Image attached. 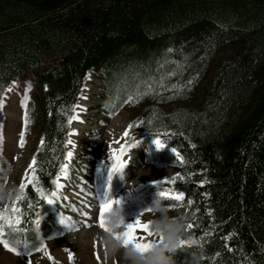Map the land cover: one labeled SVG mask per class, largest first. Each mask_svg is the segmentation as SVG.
Here are the masks:
<instances>
[{
	"label": "trees",
	"instance_id": "16d2710c",
	"mask_svg": "<svg viewBox=\"0 0 264 264\" xmlns=\"http://www.w3.org/2000/svg\"><path fill=\"white\" fill-rule=\"evenodd\" d=\"M47 55L56 59L36 77L42 142L2 216L5 242L31 252L41 243L42 214L55 215L60 225L52 228L66 223L55 177L91 72L101 79L103 115L130 108L128 139L164 137L166 149L149 146L152 159L180 168L163 184L181 200L146 186L118 201L129 215L183 210L179 241L144 250V258L264 264V0H0V85ZM125 171L119 160L99 165L96 183L108 198Z\"/></svg>",
	"mask_w": 264,
	"mask_h": 264
},
{
	"label": "rangeland",
	"instance_id": "374dc122",
	"mask_svg": "<svg viewBox=\"0 0 264 264\" xmlns=\"http://www.w3.org/2000/svg\"><path fill=\"white\" fill-rule=\"evenodd\" d=\"M55 59L56 55H47L37 66L0 85V264H154L142 251L168 241L177 243L183 210L169 206L129 215L120 212L118 201L146 186H153L162 197L181 200V191L163 184L171 181L180 168L175 164L163 166L152 159L149 146L166 149L164 137L150 144L142 143L143 135L128 139L130 108L124 106L113 116L103 115L98 105L101 79L91 72L77 97L74 110L79 104L80 112L73 126L69 120L65 163L55 177L60 189L56 206L66 223L52 228L60 225L55 215L42 214L35 221L43 232L41 243L31 252L14 249L3 240L2 216L7 207L12 208L18 189L30 179L33 154L42 142L43 113L36 99L41 88L36 85V77ZM116 160L126 171L122 184L117 182L112 187L109 200L96 183V174L101 163L108 165ZM191 177L202 180L200 173ZM84 186L89 192L83 197L80 193Z\"/></svg>",
	"mask_w": 264,
	"mask_h": 264
},
{
	"label": "bare ground",
	"instance_id": "6f19581e",
	"mask_svg": "<svg viewBox=\"0 0 264 264\" xmlns=\"http://www.w3.org/2000/svg\"><path fill=\"white\" fill-rule=\"evenodd\" d=\"M79 107H80L79 104H77L76 107H75V110H74V114L72 115V117L70 119V123H71L72 126H73L74 122H76V118H77L76 114H78L80 112ZM121 137L122 136H120V138ZM31 164H32V159L29 160V164L28 165L30 166Z\"/></svg>",
	"mask_w": 264,
	"mask_h": 264
}]
</instances>
